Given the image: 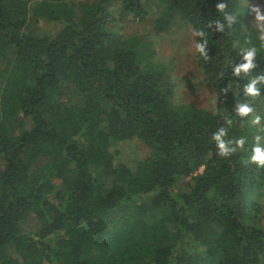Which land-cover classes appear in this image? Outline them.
<instances>
[{
	"label": "trees",
	"instance_id": "obj_1",
	"mask_svg": "<svg viewBox=\"0 0 264 264\" xmlns=\"http://www.w3.org/2000/svg\"><path fill=\"white\" fill-rule=\"evenodd\" d=\"M160 2L154 33L176 14L207 35L196 63L211 108L174 103L170 69L114 30L145 19L141 0H0V264H264V204L251 197L264 195V168L248 159L264 82L243 90L264 74V41L239 0ZM246 46L255 66L233 76ZM237 101L253 111L238 116ZM221 126L244 147L218 155ZM130 138L148 155L117 162Z\"/></svg>",
	"mask_w": 264,
	"mask_h": 264
},
{
	"label": "rangeland",
	"instance_id": "obj_2",
	"mask_svg": "<svg viewBox=\"0 0 264 264\" xmlns=\"http://www.w3.org/2000/svg\"><path fill=\"white\" fill-rule=\"evenodd\" d=\"M83 1V0H76ZM147 15L142 22H134L129 15L117 21L114 30L117 34L125 38L127 36H137L153 51L154 60L162 63L170 69V78L172 81V95L170 99L174 103H193L203 108H211L215 102V93L210 84L204 79L201 70L196 63L195 36L190 25L182 22L176 14L172 15V26L166 33L156 34L152 31L153 19L156 14L163 11L160 0H141ZM240 4L250 14L248 23L253 29L258 31L257 21L253 7H259L264 13V0H239ZM264 23V22H260ZM264 120V103L260 105L258 111ZM11 130H16L14 125ZM119 156L117 162L128 164L134 159L145 158L149 153V148L139 139L130 138L119 142ZM199 166L191 176L178 178L174 185V191H180L187 183L192 182L194 175L202 170ZM255 193L256 195H254ZM251 197L264 204V195L260 191L252 192ZM251 211V208H250ZM160 213L156 212L154 217ZM245 222H249L245 218ZM35 220L31 219L32 224ZM86 226H89L87 224Z\"/></svg>",
	"mask_w": 264,
	"mask_h": 264
},
{
	"label": "clouds",
	"instance_id": "obj_3",
	"mask_svg": "<svg viewBox=\"0 0 264 264\" xmlns=\"http://www.w3.org/2000/svg\"><path fill=\"white\" fill-rule=\"evenodd\" d=\"M226 7L223 0H220L219 3L216 4V8L218 11H223V9ZM253 11L255 13V19L258 22L257 27L259 31L261 32L260 39L264 41V13L261 12L259 7L254 6ZM224 16H226L229 21L233 20L234 17L232 15H229L228 13H224ZM213 21H210L212 23ZM217 24V30L221 29V25L219 22H216ZM195 36L200 37V39L195 43V50L203 56L205 59L208 58L206 55L207 48L206 45L208 43L207 35L203 30H197L195 32ZM261 47L264 48V43L261 44ZM254 56H257V48L255 46H246V47H240L239 48V57L240 61L237 62L232 66V74L233 76H239L241 73L248 74L249 69L253 68L254 62L253 58ZM264 82V74L258 75L252 79L249 80L247 84L243 85V90L245 95L248 96H256L260 93V89L257 87V82ZM229 89V88H228ZM227 90V89H225ZM253 108L248 104L244 102L237 101L234 112L240 116L245 117L248 113L252 112ZM226 123L231 124V120H227ZM261 120L260 115H255L252 118L253 124H259ZM258 133L254 136V144L251 148V153L248 157L249 162L255 163L258 168H264V125H260L258 128ZM227 134V128L224 126H221L216 129L212 133L211 139L215 142V146L217 149V153L220 156H228L229 154L234 153L238 149H241L244 147L245 144V137H233V138H226Z\"/></svg>",
	"mask_w": 264,
	"mask_h": 264
}]
</instances>
